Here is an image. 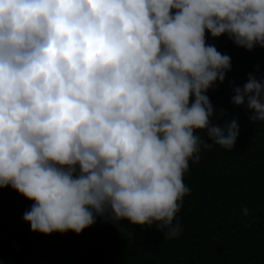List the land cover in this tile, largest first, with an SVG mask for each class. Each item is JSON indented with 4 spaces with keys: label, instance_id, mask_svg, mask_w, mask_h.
<instances>
[{
    "label": "clouds",
    "instance_id": "clouds-1",
    "mask_svg": "<svg viewBox=\"0 0 264 264\" xmlns=\"http://www.w3.org/2000/svg\"><path fill=\"white\" fill-rule=\"evenodd\" d=\"M205 30L264 48V0H0V187L34 201L31 231L99 216L180 235L194 131L225 151L239 134L210 126L205 93L231 65ZM234 92L264 121V81Z\"/></svg>",
    "mask_w": 264,
    "mask_h": 264
},
{
    "label": "trees",
    "instance_id": "trees-1",
    "mask_svg": "<svg viewBox=\"0 0 264 264\" xmlns=\"http://www.w3.org/2000/svg\"><path fill=\"white\" fill-rule=\"evenodd\" d=\"M205 43L228 55L231 65L224 81L205 93L213 105L210 126L235 119L239 134L225 151L204 130L194 131L201 138L199 159L189 160L183 182L190 192L173 221L180 235L165 239L156 223L99 216L79 234L33 232L22 217L34 201L6 186L0 187V264H264V121L250 118L247 98L232 102L234 88H243L249 75L264 81V48L249 51L228 34L212 37L207 30Z\"/></svg>",
    "mask_w": 264,
    "mask_h": 264
}]
</instances>
